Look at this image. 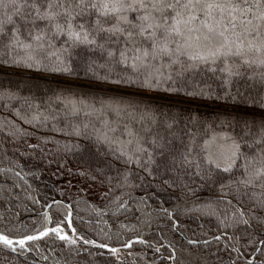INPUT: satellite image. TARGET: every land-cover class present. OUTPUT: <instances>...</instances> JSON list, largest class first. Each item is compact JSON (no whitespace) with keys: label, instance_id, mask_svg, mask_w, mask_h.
I'll return each instance as SVG.
<instances>
[{"label":"trees","instance_id":"trees-1","mask_svg":"<svg viewBox=\"0 0 264 264\" xmlns=\"http://www.w3.org/2000/svg\"><path fill=\"white\" fill-rule=\"evenodd\" d=\"M62 47L57 40L60 64L51 55L33 63L7 40L0 45V235L23 239L52 227L70 232L72 210L77 242L50 232L23 249L0 245V264H264V206L251 196L261 189L236 191L243 158L226 173L203 162L201 151L205 141L211 151L226 148L227 137L240 140L245 156L264 149L255 143L264 137L259 76L225 83L222 72L202 65L172 81L161 77L149 94L128 97L145 102L137 110L103 82L130 69L99 51L61 53ZM65 66L71 71H55ZM105 122L120 129L116 135L125 144L124 125L139 133L147 149L137 153L139 163L97 140ZM157 135L163 151L151 143ZM131 139L129 152L137 137ZM189 152L201 161L199 175L181 163Z\"/></svg>","mask_w":264,"mask_h":264},{"label":"snow or ice","instance_id":"snow-or-ice-1","mask_svg":"<svg viewBox=\"0 0 264 264\" xmlns=\"http://www.w3.org/2000/svg\"><path fill=\"white\" fill-rule=\"evenodd\" d=\"M0 13V45L7 40L8 47L19 48L33 63H39L42 55H51L63 64L55 48V42L60 40L61 53L83 47L99 51L111 63L130 69L128 74L117 73L116 79L105 77L103 82L115 86L123 97L121 103L137 110L145 102L128 97L157 90L161 77L172 81L173 76L185 77L199 71L202 65L210 71L222 72L225 83L256 76L264 83V0H0ZM165 69L172 71L165 75ZM55 71L71 69L65 66ZM118 131L105 122V129L98 131L96 138L108 145L110 151L139 163L137 153L147 151L140 143L139 133L124 125L121 135L129 137L125 144L116 135ZM132 137L137 139L129 152L128 147L134 143ZM226 139L230 143L218 151H211L212 142L205 141L201 149L206 153L203 162L230 173L236 161L243 158L242 178L236 181L240 186L236 191L261 189L259 196L255 192L251 196L256 197L258 205L264 206V149L245 156L240 140ZM161 140L157 135L151 143L163 151ZM255 143L264 144V137ZM181 163L195 167L200 174L201 161L192 158L190 152L183 156ZM244 194L249 195L247 191ZM244 215L241 211L240 216ZM50 231L69 244L77 242L62 235L60 229ZM45 235L48 231L40 234ZM40 236L13 241L0 235V245L15 251L14 244L23 249L28 241ZM125 246L131 247V243Z\"/></svg>","mask_w":264,"mask_h":264},{"label":"water","instance_id":"water-1","mask_svg":"<svg viewBox=\"0 0 264 264\" xmlns=\"http://www.w3.org/2000/svg\"><path fill=\"white\" fill-rule=\"evenodd\" d=\"M46 77H49V76H46ZM61 80V79H60ZM86 84H91V83H86ZM59 201V200H58ZM56 201H52L50 204H48L47 205V207H46V212L49 210V208L55 203ZM67 206H68V204H67ZM71 216H72V210H70L69 212H68V215H67V218H66V221H67V226H68V228H69V230H70V232H68V231H65V230H63V229H60V230H62L61 231V234L62 235H67L68 237H72L73 236V234H74V231H73V229H72V227H71ZM53 228H55V227H52V228H49V229H46V230H44V231H48V234L51 232L50 230L51 229H53ZM43 231V232H44ZM41 234V233H40ZM40 234H38V235H36V236H40ZM43 236H40V238H42ZM23 239H25V238H23ZM16 240H20V239H15V240H13V241H16ZM138 241V239H134V240H131L129 243H133V242H137ZM128 243V244H129ZM14 246V245H13ZM107 246V245H106ZM103 249H106V250H109V249H112L111 247H109V246H107V247H102ZM116 249V248H115Z\"/></svg>","mask_w":264,"mask_h":264},{"label":"rangeland","instance_id":"rangeland-1","mask_svg":"<svg viewBox=\"0 0 264 264\" xmlns=\"http://www.w3.org/2000/svg\"><path fill=\"white\" fill-rule=\"evenodd\" d=\"M1 70V69H0ZM5 70V69H4ZM7 71V70H6ZM16 72V71H15ZM18 72V71H17ZM2 73H0V75H1ZM28 74V73H27ZM61 80H63V79H61ZM69 81H71V80H69ZM76 82H79V81H76ZM97 86V85H96ZM100 86H102V87H104V85H100ZM106 87H108V86H106ZM116 89V88H115ZM145 94H149V93H145Z\"/></svg>","mask_w":264,"mask_h":264}]
</instances>
